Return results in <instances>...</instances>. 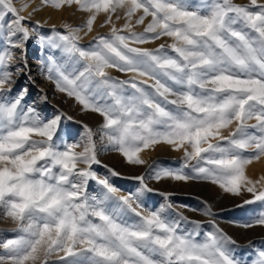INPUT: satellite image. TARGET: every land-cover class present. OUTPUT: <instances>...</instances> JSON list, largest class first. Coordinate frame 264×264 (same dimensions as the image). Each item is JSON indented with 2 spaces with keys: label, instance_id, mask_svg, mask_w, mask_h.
<instances>
[{
  "label": "snow or ice",
  "instance_id": "snow-or-ice-1",
  "mask_svg": "<svg viewBox=\"0 0 264 264\" xmlns=\"http://www.w3.org/2000/svg\"><path fill=\"white\" fill-rule=\"evenodd\" d=\"M42 3L89 14L83 25L65 24L63 32L53 27L36 38L63 54L60 62L47 58L48 79L102 123L95 131L83 125L76 138L60 127L62 118L72 117H41L22 104L27 90L14 94L11 86L27 68L25 45L42 26L36 22L30 30L32 14H21L28 5L0 0V219L15 225L5 230L10 238L0 239V264H264V249L255 259L237 255L236 241L214 221L215 231L198 240L200 222L163 207L146 210L143 197L154 190L143 175L133 177L140 182L135 192L121 195L93 168L105 148L135 166L147 164L145 150L165 145L183 152L181 166L152 167L150 178L208 180L233 196L251 194L237 207L259 202L261 208L242 226L264 227V177L246 175L264 158V2ZM101 13L110 33L81 46L80 32L91 33ZM113 15L125 19L121 28ZM165 37L172 43L144 47ZM110 69L130 75L121 80ZM90 181L98 191H89ZM181 221L190 227L182 229Z\"/></svg>",
  "mask_w": 264,
  "mask_h": 264
},
{
  "label": "rangeland",
  "instance_id": "rangeland-1",
  "mask_svg": "<svg viewBox=\"0 0 264 264\" xmlns=\"http://www.w3.org/2000/svg\"><path fill=\"white\" fill-rule=\"evenodd\" d=\"M233 2L240 5L250 4V0H233ZM258 2H264V0H258ZM13 3L17 8H21L25 4L28 5L26 11L21 14L25 17H29V14H32L30 16V30L31 26L35 25L36 22H39L42 26L36 29V32H33V39L25 45L26 50L23 58L26 60L27 68L15 75V83L11 86L13 93H19L21 90L26 89L22 104L26 107L35 108L41 117L51 118L57 114L72 117V120L62 118L60 127L66 132H71L73 137L79 138L83 134V125H87L95 131L102 123V118L96 113L82 111L81 105L74 98L68 97L66 93L59 92L55 87L54 80L48 79L47 58L51 56L60 62L63 59V54L56 50L42 47L41 42L36 38L37 32L39 34H47L53 27L63 32L65 31L63 27L65 24H69L74 28L83 25L86 23L89 14L78 10L75 5L72 7L65 6L60 10H56L51 6L44 5L42 0H13ZM190 3L198 5L202 3V0H190ZM117 15H122V12L118 11ZM106 18V15L101 13L94 22L91 33L85 35L86 29L80 32L82 39L79 43L81 46H88L93 41V37L98 34L108 35L110 33L112 25L105 24ZM112 20L117 28H121L125 23L123 18L117 20L116 15H113ZM149 20L150 17L145 20L143 25H138L135 30L142 32ZM133 23H135V19ZM161 43L171 44L172 41L165 37L144 45V47L154 49ZM16 55L19 56L20 53L17 51ZM42 60L45 63H41ZM109 72L113 77L121 80L127 79L128 75H130L120 73L115 69H110ZM100 144L101 142L98 141V149ZM80 150L79 148L77 149V151ZM182 157V151L168 150L167 148H160V145H158L148 151L146 156L142 157L147 161V164L134 166L128 164L119 152L109 147L98 152V159L101 163L93 165V168L101 178L109 177L110 182L120 190L121 195L135 192L140 187V182L133 179V177L143 175L145 182L154 190L152 193H146L143 197V205L146 210H159L163 207L168 215L176 216L180 214L187 217L188 222H200L199 231L201 235L196 237L198 240L204 238L203 233L215 231L212 225L214 221L215 225L224 234L236 241L238 223L242 221L245 224L249 215L253 216L254 212L260 210L259 202L255 205L237 207L235 203L239 202L236 201L238 196L224 192L219 185L213 184L208 180L183 182L170 179L156 181L150 178L149 174L152 171V167L177 169L181 166ZM109 169L114 170L119 175L111 176ZM98 190L99 185L95 181H90L89 191L95 192ZM241 204L243 202L240 201L238 205ZM168 205H172V207L169 208ZM208 209H211V215L205 214ZM14 227L15 225L10 220L0 219V239L4 238L5 235L10 238L12 234L5 230H10ZM189 227L187 222L181 221L182 229ZM261 230L257 228L252 233L253 236L258 237L256 242H247L245 235L241 237L243 243L240 244L236 241L234 247L237 255L244 258L246 255V260L248 258L255 259V249H264V237H260L262 235Z\"/></svg>",
  "mask_w": 264,
  "mask_h": 264
},
{
  "label": "bare ground",
  "instance_id": "bare-ground-1",
  "mask_svg": "<svg viewBox=\"0 0 264 264\" xmlns=\"http://www.w3.org/2000/svg\"><path fill=\"white\" fill-rule=\"evenodd\" d=\"M250 123H255V121H251ZM160 148H165V149L167 148L168 150L170 149L169 147H167L165 145H160ZM150 150L151 149H149L148 151H150ZM148 151H145V152L141 153V156L142 157L146 156ZM246 175L249 178H251L252 180H254V181L255 180H260L262 177H264V158H261L259 161H253V163L247 167V169H246ZM245 199H251V194H244L242 196H238L236 201L243 202ZM239 202L238 203H235V205H238ZM255 204H252V205H255ZM250 214H251V212H250ZM252 217H253L252 215H249V217L247 218V222ZM242 225H243V223L241 221V222L238 223V226H237L238 236H237V240L236 241L238 243H240V244L243 243L242 242L243 239L241 237L244 236V235H245V240H247V242L248 241L251 242V243L256 242V239H258V237L253 236L252 233H253V231L255 229L257 230V228L258 229H262L261 230L262 235L260 237H262V238L264 237V227L257 226V227H253V228H244ZM258 251H260V249H257V250L255 249L254 252L257 253ZM245 258H246V255H245Z\"/></svg>",
  "mask_w": 264,
  "mask_h": 264
}]
</instances>
